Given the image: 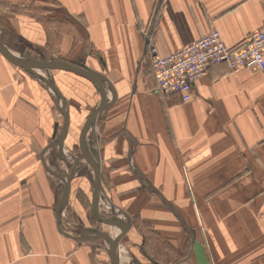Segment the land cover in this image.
<instances>
[{"label": "crops", "instance_id": "0c3cea01", "mask_svg": "<svg viewBox=\"0 0 264 264\" xmlns=\"http://www.w3.org/2000/svg\"><path fill=\"white\" fill-rule=\"evenodd\" d=\"M263 21L264 0H0L7 46L83 63L112 83L115 101L89 136L100 154V203L131 218L120 264H264V70L211 64L182 102L157 90L145 36L160 55L213 28L237 48ZM50 73L54 93L0 53V264H109L105 239L89 229L110 238L120 229L88 228L81 151L66 171L61 164L84 145L100 93L77 73ZM64 174L73 176L59 212ZM76 224L90 238L59 229Z\"/></svg>", "mask_w": 264, "mask_h": 264}, {"label": "water", "instance_id": "95a60500", "mask_svg": "<svg viewBox=\"0 0 264 264\" xmlns=\"http://www.w3.org/2000/svg\"><path fill=\"white\" fill-rule=\"evenodd\" d=\"M0 53L13 65L19 67L20 69L26 72L32 73L33 75L42 79L44 82L48 83L53 93L54 90H56V87L54 85V80L50 72L55 69L67 70L77 73L81 76H84L92 80L97 85V89L100 93V101L93 109H91L90 113L85 119V122L82 127L84 145L80 144L81 154L83 155L84 160L88 163L90 167L89 185H90L91 199L89 205L90 208L88 211L91 216V219L94 222H100V223L103 222L106 225L116 226L120 229V231L112 238H110L106 233L102 231H97L96 229L93 228L89 229L90 232L89 234L101 236L105 239V244H106L105 250L108 255L109 264H120L119 256H118L119 255L118 245L122 237L125 235L127 229L131 225V218L124 209L113 204L110 200H107L105 202L106 204L105 206H103L100 203L99 201L100 196L102 195V193H104L100 181V154L96 142V137L89 136L90 129L94 124L98 112L101 111L102 109L111 106L115 101V92L112 83L107 78V76L104 75L102 72L97 71L95 69H91L83 63L81 65H77L71 62L64 61L57 57L37 58L33 55L24 53L22 51H17L12 47L7 46L3 42L1 36H0ZM101 83L108 86L109 87L108 89L112 92V99L110 100V102L106 103L105 101L104 96L106 93V89L105 86H103L104 88H102ZM64 175L67 179V183L65 184V189L58 203L59 212L63 211V205H65L67 201L69 189H70V180H71L70 177L73 176V175L69 176L67 174ZM122 216L125 217V220L121 218ZM59 229L66 236H71L68 235L66 232H64L61 229L60 225H59ZM90 235L88 237L87 236L84 237L71 236V237L81 240L82 238L85 239L90 238Z\"/></svg>", "mask_w": 264, "mask_h": 264}, {"label": "built area", "instance_id": "2783aa9c", "mask_svg": "<svg viewBox=\"0 0 264 264\" xmlns=\"http://www.w3.org/2000/svg\"><path fill=\"white\" fill-rule=\"evenodd\" d=\"M145 36L157 90L164 95H177L182 102L193 98L195 81L211 64H225L230 70L246 67L264 70V21L237 48H229L213 28L171 53L160 55L151 34Z\"/></svg>", "mask_w": 264, "mask_h": 264}, {"label": "rangeland", "instance_id": "374dc122", "mask_svg": "<svg viewBox=\"0 0 264 264\" xmlns=\"http://www.w3.org/2000/svg\"><path fill=\"white\" fill-rule=\"evenodd\" d=\"M152 70H153V67H152ZM24 71V70H23ZM24 73L25 74H27V75H29L30 77H32L33 79L34 78H37V79H40V78H38L37 76H35V75H33L32 73H29V72H26V71H24ZM59 118V117H58ZM58 121H59V132H61V125H63L62 124V122H61V119L59 118L58 119ZM50 144H51V142L49 141V148H50ZM80 151H81V146H79V145H77V149L75 148L74 149V151H72V153H70V158H65V161H62V163L61 164H63L64 166H63V168H64V170L66 171V169H67V166H68V162H69V160L71 159V158H73V157H76V156H78V154H80ZM69 154V153H68ZM82 157H79V158H77V161L78 160H80ZM59 160L60 159H62L63 160V157L61 158V156H59V158H58ZM85 189H86V192H87V190H88V184L86 183V186H85ZM81 196V195H80ZM87 197V196H86ZM85 210H87V213H88V210H89V205H90V198H88L85 202ZM67 206V205H66ZM66 206H65V208H66ZM63 209H64V205H63ZM87 218H88V216H87ZM88 228L89 227H92L91 226V224L94 222L92 219H91V216H90V218H88ZM81 224V223H80ZM78 224H76V225H73L72 226V228H71V232L70 231H68V232H66L68 235H71V236H78V237H84L85 235H87V233L86 234H82V232H81V229H83V226L82 225H80V228L78 229V226H77ZM78 230V231H77ZM88 229H86V231H87ZM76 240H80V239H77V238H75ZM82 239H84V238H82ZM128 264H130L129 262H128ZM134 264H137V263H134ZM138 264H140V263H138Z\"/></svg>", "mask_w": 264, "mask_h": 264}, {"label": "bare ground", "instance_id": "6f19581e", "mask_svg": "<svg viewBox=\"0 0 264 264\" xmlns=\"http://www.w3.org/2000/svg\"><path fill=\"white\" fill-rule=\"evenodd\" d=\"M82 136H83V134H82Z\"/></svg>", "mask_w": 264, "mask_h": 264}]
</instances>
